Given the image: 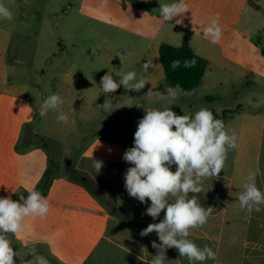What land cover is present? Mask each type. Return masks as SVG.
<instances>
[{
  "label": "crops",
  "instance_id": "crops-1",
  "mask_svg": "<svg viewBox=\"0 0 264 264\" xmlns=\"http://www.w3.org/2000/svg\"><path fill=\"white\" fill-rule=\"evenodd\" d=\"M84 1L79 3L86 7L82 11L90 9L89 4L98 2L97 6L103 9V20L110 26L123 28L126 23H135L134 34L145 43L144 52L138 59L140 66L136 68L141 75L155 73L151 67L144 71L143 65L147 60L157 61L160 46L164 43L180 47L188 41L195 53L209 62L198 89L191 96L181 94L171 106L177 115H194L199 110L196 105L215 100L211 94L198 93L202 86L208 91L223 85L222 82L206 83L208 74L213 71L238 74L244 78L264 77V0H224L225 7L231 8L229 10L233 14L221 26L222 36L217 44H212L211 38L203 35L207 26L204 14L210 0H185L188 10L166 22L162 21L160 5L178 0ZM20 3L38 11V14L40 11L49 14V11H57V0H21ZM143 13L148 15L143 16ZM23 16L28 15L25 13ZM177 20L181 22L177 23ZM1 21H5L8 30L15 28L14 15L11 21ZM29 27H24L28 31L24 36L27 40L36 36V33L29 32ZM4 30L0 27V196L11 195L13 200H19L21 195L26 197L29 190L38 191L49 174L47 186L38 191L49 201L47 216L43 219L26 217L22 233L18 236L7 234L14 251L19 253V257H14L15 264H26L32 259L31 255H25L29 247H35L49 264H151L156 255L152 241H160L155 232L146 237H142L140 232L150 223H159L164 213L161 212L160 217L153 221L145 214L150 201L142 204L128 195L124 174L132 165L122 157L101 153L100 149H107V146L90 140L85 146H78V150L79 147L81 149L69 172H57L61 168L59 161H54L46 147L40 144V140L55 143L57 118L49 116L48 112L37 125L31 126L36 117L29 113L31 108H27V112L24 104L17 109L13 105L4 108L7 99L14 98L3 87L10 68L8 54L12 40L11 33L4 34ZM40 34H44L48 41L40 57L51 55L54 35L50 27L44 28ZM57 58L59 56L53 54L50 59ZM42 69L43 66L37 67L34 60L27 68L29 74L46 71ZM60 71L59 67L52 69L55 75ZM130 71L135 69H129L127 73ZM127 73L122 65L113 64V78L117 82ZM152 81L155 91L164 92V84L168 85L166 77H156ZM33 86L27 85L26 89L32 87L44 98L51 94L63 98L62 86L57 83ZM78 86L81 96L74 101L80 108L77 119L92 124L96 119L85 114L92 109L95 100L87 97L90 85L80 83ZM123 90L121 86L115 93L109 94L108 100L121 104L125 100ZM146 102L140 101L144 112L167 106L156 98ZM253 102L257 108L249 113L241 110L233 116L231 111L224 112H229L225 119L226 128L231 126L237 136V147L230 149L235 150L234 157L232 161L225 162L218 178L204 180V191L195 194L203 207L212 206L215 209L208 222L201 228L191 229L188 237L198 247L208 245L216 253L215 260H206L203 264H264V211L242 210L238 200L239 194L244 191L243 185L248 182L247 177L252 173H256L257 187L264 191V107L259 110L257 97H253ZM27 106L31 107L29 103ZM211 111L217 118L216 112ZM105 118L101 108L100 119ZM114 121V130L129 127L116 117ZM71 134L75 133L71 131ZM93 159L103 162L99 173H95ZM171 170L175 172L176 166L173 165ZM192 195L189 193V197ZM166 256L167 264H189L175 248L168 249Z\"/></svg>",
  "mask_w": 264,
  "mask_h": 264
},
{
  "label": "clouds",
  "instance_id": "clouds-1",
  "mask_svg": "<svg viewBox=\"0 0 264 264\" xmlns=\"http://www.w3.org/2000/svg\"><path fill=\"white\" fill-rule=\"evenodd\" d=\"M159 10L162 21L166 22L185 13L188 6L185 0H178L160 5ZM145 15L148 13H143ZM0 19H13L11 8L3 2H0ZM219 21L220 15L217 13L203 31L205 37L211 38L212 44L221 40ZM180 22L177 20V23ZM151 65L152 61L147 60L143 70L147 71ZM194 65L195 61L184 62V67ZM171 67L173 70L180 67V61H172ZM146 83L148 81L143 77L137 79L135 71L122 75L118 82L108 73L101 77L100 88L106 95L115 93L121 86L127 91L140 92ZM181 94L192 95L179 84L167 87L165 92L147 91L145 97L154 96L167 106L145 110L134 133V144L125 150L122 157L132 165L124 174V187L128 195L142 204L150 201L145 214L153 221L160 217L161 212L164 213L159 223H150L140 232L142 237L155 232L160 241H152L156 255L151 264H167L166 252L171 248H175L189 264H203L206 260L216 259L212 248L208 245L200 248L188 238L190 230L203 227L215 211L212 206L203 207L195 194L204 191V180L219 177L228 151L237 147L235 132L227 129L224 121L217 119L208 108L200 107L194 115H177L171 106ZM63 103V98L58 94L47 96L40 106L39 116L45 117L49 111L57 110V120L67 121L61 107ZM100 107L111 113L113 106L105 99ZM24 108L31 107L25 105ZM173 165L176 166L175 172L171 170ZM102 167V161L93 159L95 173H99ZM255 176L256 173H252L247 177L244 191L238 196L240 208L249 212L264 211V191L257 187ZM189 193L194 195L189 197ZM49 210V201L36 190H29L28 195H21L19 200H13L11 195L0 196V264H15L14 257H19L7 234L18 236L24 231L26 217L43 219ZM25 255L32 256L26 264H49L48 259L38 254L35 247H29Z\"/></svg>",
  "mask_w": 264,
  "mask_h": 264
},
{
  "label": "rangeland",
  "instance_id": "rangeland-1",
  "mask_svg": "<svg viewBox=\"0 0 264 264\" xmlns=\"http://www.w3.org/2000/svg\"><path fill=\"white\" fill-rule=\"evenodd\" d=\"M80 1L82 0H57V11H55L57 14L54 11L53 13L49 11L50 14L40 11L38 14V11L24 7L20 3L21 0H0L11 8L16 23L15 28L11 31L8 30L9 27L5 21L0 22V27L5 29L4 34L11 33L12 37L8 54L10 68L3 87L8 89L14 98L9 97L4 108L13 105L14 109H17L19 105H28L29 103L31 105L29 113L36 116L31 126H35L43 118L39 116L38 112L45 98L43 95H38L37 90L32 87L27 90V85L57 83L62 86L65 103L61 107L67 115V121L57 120L55 123L57 127L54 135L55 143L40 140V144L46 147L54 161H59L61 168L57 172L64 173L69 172L71 164L78 156L80 147L85 146L90 140L98 145L107 146V149H100L101 153L123 157L125 150L133 146L134 131L139 119L145 115L140 101L146 100V103H150L151 100H154V96L145 97L149 89L154 90L151 84L152 79L165 77L159 54L157 61H152L150 66L151 69H155V73L141 75L136 71V68L140 66L138 59L144 52L145 43L135 36V23H126L123 28L110 26L104 22L103 9L101 6H97L98 2L89 4L90 9L82 11V8L86 7L81 6ZM207 7L204 14L206 27L210 25L211 19L217 13L220 15V26L232 17L233 13L229 10L231 8L225 7L224 0H216V3L214 0H210L207 2ZM25 13H27V17L23 16ZM26 26L29 27V32L36 33L32 39L24 38L28 32L24 28ZM46 27H50L54 35L53 53L40 57L44 46L48 44L44 34H40ZM262 44L264 47V39ZM53 54L58 55L59 58L51 60ZM31 60L35 61L37 67L43 66L42 70L46 71L29 74L27 68ZM113 64L122 65L126 69V73L129 69H135L137 79L143 77L148 83L140 92L124 89L125 100L121 104L112 102V112L104 111L106 118L102 120L100 119V105L104 103L105 99H109L111 93L106 95L101 90L100 81L105 74L110 73L113 76ZM54 67L61 68L60 74L55 75L52 72ZM219 82H222L223 85H217L213 90L206 91L204 86L200 87L198 93L201 95L211 94L215 100L196 105L199 108L205 107L214 110L218 115L217 119H221L225 111H231L233 116H237L241 110L249 113L252 109H256L253 97H257L260 103L259 110L264 107V77L261 75L244 78L238 74L216 71L208 74L206 83L216 84ZM80 83L90 85L87 97L95 99L92 109L85 112L88 117L96 119L92 124L83 123L77 119V112L80 108L74 104V101L81 96L78 90ZM167 87L169 86L164 84L165 91ZM26 110L27 108H25V112H27ZM58 115L59 111L57 110L49 111V116L57 118ZM114 117L120 123L128 124L129 127L125 130H114ZM44 128L45 125L42 126V131ZM227 129L234 132L231 126ZM71 131L75 134L72 135ZM234 154L235 150H229L226 161H232Z\"/></svg>",
  "mask_w": 264,
  "mask_h": 264
},
{
  "label": "trees",
  "instance_id": "trees-1",
  "mask_svg": "<svg viewBox=\"0 0 264 264\" xmlns=\"http://www.w3.org/2000/svg\"><path fill=\"white\" fill-rule=\"evenodd\" d=\"M160 57L164 68L166 82L169 86L175 87L177 84L186 92H195L202 84L205 74L209 68V62L197 55L188 41H184L180 47H175L170 44H162L160 46ZM179 60L180 67L172 69V61ZM195 61L192 67H184V62ZM221 118L225 121L226 114ZM49 174L46 175L44 185L38 188L44 189L48 183Z\"/></svg>",
  "mask_w": 264,
  "mask_h": 264
}]
</instances>
